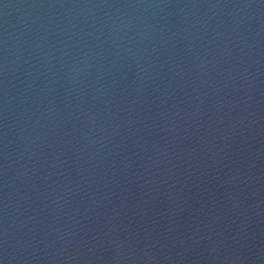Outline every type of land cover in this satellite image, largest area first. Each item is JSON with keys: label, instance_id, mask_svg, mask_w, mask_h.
Segmentation results:
<instances>
[{"label": "water", "instance_id": "obj_1", "mask_svg": "<svg viewBox=\"0 0 264 264\" xmlns=\"http://www.w3.org/2000/svg\"><path fill=\"white\" fill-rule=\"evenodd\" d=\"M0 264H264V0H0Z\"/></svg>", "mask_w": 264, "mask_h": 264}]
</instances>
